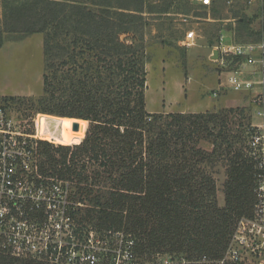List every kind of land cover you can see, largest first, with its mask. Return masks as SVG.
I'll use <instances>...</instances> for the list:
<instances>
[{
    "label": "trees",
    "instance_id": "16d2710c",
    "mask_svg": "<svg viewBox=\"0 0 264 264\" xmlns=\"http://www.w3.org/2000/svg\"><path fill=\"white\" fill-rule=\"evenodd\" d=\"M175 1L180 11L185 0H0V47L7 35L43 34V94L32 103L41 113L38 174L71 185L83 227L131 234L145 264L156 254L189 264L220 260L237 221L256 203L250 120L233 135L224 113L146 110L143 33L148 17L169 13ZM226 1L210 9L218 15ZM238 2L232 19L244 40L236 43L258 42L261 33L241 13L245 0ZM129 34L137 43L120 40ZM228 113L244 119L243 109ZM218 164L225 168L223 206ZM0 264L44 263L0 254Z\"/></svg>",
    "mask_w": 264,
    "mask_h": 264
},
{
    "label": "built area",
    "instance_id": "2783aa9c",
    "mask_svg": "<svg viewBox=\"0 0 264 264\" xmlns=\"http://www.w3.org/2000/svg\"><path fill=\"white\" fill-rule=\"evenodd\" d=\"M210 9L217 0H189ZM227 0L226 4H233ZM264 17V0H245ZM186 22V20H183ZM195 32L184 34L181 45L192 47ZM218 61L225 86L233 92H252L260 123L252 126L247 139L249 156L264 175V37L255 43H222ZM256 126V127H255ZM34 137L23 133L19 124L0 107V254L17 259H31L44 264H145L136 253L134 237L123 230L83 227L76 220L83 204L73 202L68 182L39 175L35 166ZM238 223V222H237ZM238 228V229H237ZM242 230V232H241ZM248 235L264 243V192L256 190L252 219L236 224L227 251L216 263L240 264L243 253L259 257L262 244L248 241ZM147 264V263H146ZM148 264H189L170 254H156ZM259 264H264L260 261Z\"/></svg>",
    "mask_w": 264,
    "mask_h": 264
},
{
    "label": "rangeland",
    "instance_id": "374dc122",
    "mask_svg": "<svg viewBox=\"0 0 264 264\" xmlns=\"http://www.w3.org/2000/svg\"><path fill=\"white\" fill-rule=\"evenodd\" d=\"M238 1L234 0L233 4H226L225 8L222 7L224 6L223 3H219L218 7L220 6L221 10L218 15H215L212 9L201 8L189 0L182 3L179 11L178 3L175 1L169 8V13L148 17V25L143 33V40L147 58L145 107L149 113L203 111L209 103L215 104L223 98H230L231 101L228 104L232 106H214L212 107L214 110L204 113H224L225 116H228V128L233 131V135L239 129L238 123L247 124V121L250 120L249 135L253 131L251 129H254L252 126L260 123L259 120L257 121L256 107L251 103L253 93L233 92L225 86L220 87V83L224 79V76L221 75L222 68L218 59L209 58L211 48L216 49L215 47L219 46L220 37H223L222 43L224 44L244 40L235 37L236 23L232 19L235 15H240L234 12L237 10L234 5ZM154 5L159 9L162 8L158 3ZM241 13L251 18L252 29L261 33L260 38L264 37L263 15L254 14L257 13L256 8L247 6ZM190 29L195 32V44L192 47H184L181 42L185 32ZM6 37L7 40H4L0 47V107L5 110L10 118L17 121L25 135L39 140L37 122L41 113L35 112L36 109L32 103L33 100L38 99L43 94V34L35 33L23 36L21 40L17 41L9 40L14 36L7 35ZM137 38V36L129 34L122 35L120 40L131 44L137 43ZM2 97H14V101L5 104L2 102ZM230 108L243 109L244 119L241 118V115L235 117L227 115ZM45 141L54 145H61L48 140ZM213 176L217 186V201L220 206H223L224 166L218 164L214 168ZM254 177L256 195L258 185H262L264 192V175L260 177L257 170ZM255 204L252 215L241 217L237 221L238 223L242 219L253 218ZM248 241L250 244H262V254L255 257L243 250L241 252L244 260L240 264L264 262L262 238L255 239L248 235ZM206 261L216 263L214 260L207 259Z\"/></svg>",
    "mask_w": 264,
    "mask_h": 264
},
{
    "label": "crops",
    "instance_id": "0c3cea01",
    "mask_svg": "<svg viewBox=\"0 0 264 264\" xmlns=\"http://www.w3.org/2000/svg\"><path fill=\"white\" fill-rule=\"evenodd\" d=\"M215 49H214V47L213 48H211V51H210V53H209V58L211 59V56H212V54H213V51H214ZM224 99V98H223ZM221 99L219 102H217V103H215V104H208L207 106H206V108L205 109H203V111H195V112H189V113H204L205 111H212V110H214V109H212V107H214V106H225V107H227V106H232V105H229L228 103L231 101L230 100V98H227V99ZM259 119H257V121H258Z\"/></svg>",
    "mask_w": 264,
    "mask_h": 264
},
{
    "label": "water",
    "instance_id": "95a60500",
    "mask_svg": "<svg viewBox=\"0 0 264 264\" xmlns=\"http://www.w3.org/2000/svg\"><path fill=\"white\" fill-rule=\"evenodd\" d=\"M211 59H212V60H217V59H218V51H217V50H214V51H213V54H212V56H211Z\"/></svg>",
    "mask_w": 264,
    "mask_h": 264
}]
</instances>
